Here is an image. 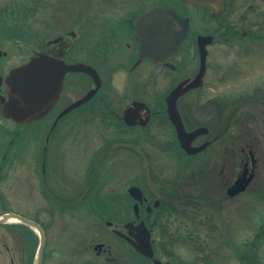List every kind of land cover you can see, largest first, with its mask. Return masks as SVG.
Returning a JSON list of instances; mask_svg holds the SVG:
<instances>
[{"label":"flooded vegetation","instance_id":"1","mask_svg":"<svg viewBox=\"0 0 264 264\" xmlns=\"http://www.w3.org/2000/svg\"><path fill=\"white\" fill-rule=\"evenodd\" d=\"M176 2L181 8L176 7ZM259 2L264 4L262 0H224L222 10L216 12L213 9L207 11L200 7H193L178 0H58L54 8V10H57V20L55 22L57 27L54 35L44 40L42 48L29 53L27 57L22 58L20 61H16L15 56L9 53V49L0 46V185L4 177H6L4 176L5 174H9L10 179L11 175L15 176L18 171L17 167H21L18 166V162H21L23 158L24 164H26L23 166L24 171L31 169L32 163L34 165L39 164L41 185L45 190V195H49L51 191L48 189L46 180V177H49L46 171V163L50 160L49 153L51 149L49 145L51 140L54 135L59 133L61 126L66 128L70 124H74L71 128L73 130V128H77L79 122H88L93 117L89 115L90 110L96 111L99 109L100 114L107 113L109 116L105 120L109 122L113 119V122L118 124L120 129L137 130L139 132L145 129L158 116H163V119L168 123L167 126L174 134V129L166 115L165 97L179 83L185 80L191 82L198 75L201 60L197 38L203 36L210 37L211 42L205 48V69L202 74L201 85L188 90L186 94L179 97L176 107L187 132L200 127H205L209 131L205 136L197 137L192 142V146H199L208 141L210 143L204 151L193 156H186L179 151L182 153L179 158L180 161L183 160L187 164L194 163L197 159L201 161L204 158L207 160V164L210 163L212 167L218 166L220 160L221 173L219 175L217 168H214L215 170L210 168L207 172L203 169L202 171H192L191 178L185 185V188H188L191 192L179 195L172 191V188L175 189L176 187L170 186V191L166 193L168 195L167 200L177 201L183 198L186 200V202H183L184 205L199 207L198 202L205 204L204 198L208 194L209 196L212 194L219 197L220 192L227 199H232L227 197V189L245 169L247 176L253 169L254 178L247 188L249 189L257 176L258 168V160L256 153L252 150V146L244 145L242 147L239 144L238 147H235L228 144L225 147L223 145L225 141L223 140L220 144L221 151H219V134L222 135V133H219V101L195 99L185 103L184 97L201 91L207 85L210 72V47H218L219 51V45H222L234 49L237 53L241 52L244 56H248L251 50L259 46L264 47V34H260V32H264V23L259 20L255 25L249 19L250 14L261 12ZM236 6L239 7L236 9ZM157 8L174 9L181 17L188 18L189 23L188 35L177 53L161 63H156L148 57L140 56V36L136 28L139 18L144 13ZM187 8L205 14L210 23H214V27L210 29L203 23L200 24V27H193L192 19L187 14ZM239 8L242 11L238 10ZM222 17H227L229 20H225L228 22H223ZM194 28H197L196 31H194ZM253 28H256L257 31H253ZM40 52L56 59L58 58L67 65L87 66L94 73L67 72L59 97L51 110L38 120L17 123L2 114L3 100H7L3 78L12 67L26 62L31 56ZM157 69L162 70L164 76V73H167L171 78L172 84L169 85L161 98L150 102L144 100L141 96L144 92L145 83L154 78L158 80L160 75ZM260 87L253 89L250 96L238 99L237 106L253 107V105L262 103L264 107V90ZM87 96H90L88 100L60 116L69 106ZM112 102L121 104L119 115L109 109ZM133 102H142L149 110V119L144 127L127 126L122 121V111ZM80 111L88 113V115L79 116ZM184 114L188 116L202 115L207 118L206 120H208V115L210 114L211 121H216V125L213 124L214 128L212 126L196 125L194 128L189 129L185 125L186 117ZM229 121H233V119ZM203 137L205 139L201 140ZM238 137L240 135H236V138L234 136L233 139L237 140L239 139ZM42 138L43 143L40 155L36 154L33 161L32 146L36 143V140L38 141L37 144H39ZM22 144H24V147H20ZM210 147L212 149L208 150ZM207 150L208 152L212 150L213 153L209 157L207 156ZM126 156L130 160L126 159ZM117 157H119V160H116ZM114 160L118 162V164L114 162V166H120L118 171L122 172L121 174L135 172V175H137L129 181L126 195L120 196L117 193H111L103 198L97 193L96 196V190L90 188L91 183L97 182L100 184L102 181H94L92 179L95 173L94 168H96L97 164H103L104 161L109 163ZM141 161L142 158L139 153L131 149L121 147L114 149L105 148L98 153H94L92 164L87 167L89 179L85 182L80 179L75 181L74 189L72 190L73 198L63 201L64 198L50 195V199L64 211L53 212L47 209L31 211L26 203H22L23 211L10 212L7 210L9 213L37 225L42 232L44 242L38 258V249L41 242L40 232L34 227L13 220L6 224L10 225L9 235L12 239L10 245H2L0 249V253L3 254L0 264H154L153 259L137 253L132 244L123 237L131 236L130 239L136 242V238L132 237V235H137V230L134 228L128 229L125 226L127 223H132L133 226H136L140 222L149 231L154 258L162 261V264H172V261H163L156 255L153 239L154 226L160 223L157 217H161L160 214L162 213L160 212L161 210L157 209L162 203L166 206L167 201L164 202L154 195L151 197L145 191L143 186L145 170L141 168ZM233 161V165L238 166V169L237 171L234 170L226 178L222 175L225 166ZM202 167L205 169L207 166L203 165ZM114 169L116 170V168ZM121 174H116V177H121ZM203 177H208V180L201 184ZM194 180H200V182L194 183ZM81 183H85L83 191L80 190ZM109 183H115V181L112 179L108 182H103L104 186ZM131 187H137L141 190V203H137L129 197L128 190ZM196 191L197 193L195 194ZM16 193L18 192L15 191ZM123 197L124 199L122 200ZM23 199L28 201L25 198ZM0 201H2L1 197ZM129 202H131L132 215L128 220L126 211H128L127 204ZM135 204H137L138 216H135L133 212ZM162 211L176 214V216L181 215L173 207H170L168 203L167 207L162 209ZM106 215L110 219L119 221L104 222L105 227L109 229V231L106 229L105 231L110 238L118 241V243L113 242L115 248L103 241L102 232L99 233L100 231H97L99 230L97 229L98 226L96 228L94 224V221L99 219V216ZM63 216H67L70 219V227L63 226ZM95 230L100 237L95 238L96 240L92 242L89 234ZM162 231L164 232L165 229L162 228ZM117 232H120L123 236H119ZM103 236L105 238V235Z\"/></svg>","mask_w":264,"mask_h":264},{"label":"rangeland","instance_id":"2","mask_svg":"<svg viewBox=\"0 0 264 264\" xmlns=\"http://www.w3.org/2000/svg\"><path fill=\"white\" fill-rule=\"evenodd\" d=\"M57 3L58 0H0V46L9 49V53L15 56L16 61L42 48L44 40L52 37L57 27L55 23L57 10H54ZM175 5L181 8L177 2ZM259 5L261 12L249 15V19L255 25L259 20L264 23V4L259 2ZM238 10L242 11L241 8ZM187 14L192 19L193 27H200L202 23L210 29L214 27V23H210L205 14L200 11L187 8ZM225 19L229 20L224 17L223 22H228ZM194 29L196 31L197 28ZM253 29L257 31L256 28ZM263 49V46H259L251 50L248 56H244L241 52L237 53L234 49L222 45H219V51L218 47H210V72L207 85L201 91L184 97L185 103L195 99L219 101V133H222V135L219 134V151H221L220 144L223 140L225 147L228 144L235 147L239 144L242 147L252 146L258 160L257 176L245 193L232 199H227L220 192L219 197L208 194L204 198L205 204L198 202L199 207L184 205L183 202L186 200L183 198L177 201L167 200L166 193L170 191V186H175L176 188H172V191L179 195L191 192L185 188V185L189 182L192 171L203 169L207 172L210 168H217L220 175V160L215 167H212L210 163L207 164L204 158L201 161L197 159L196 162L190 163L191 165L183 160L180 161L179 154L182 153L177 149L174 134L163 116H158L139 132L120 129L113 119L109 122L105 120L109 116L107 113L100 114L97 109L90 110L89 115L93 117L88 122H79L77 128L73 130L71 128L74 124L66 128L61 126L59 133L51 140L50 160L46 163L49 176L46 180L48 189L51 191L49 195H45L41 185L39 164L32 163L31 169L24 171L23 166L26 164L22 158L21 162H18V166L21 167H17L18 171L14 177L11 175L10 179L9 174L4 175L6 177L0 185L2 199L0 214L7 210L23 211L22 207L25 203L31 211L41 209L53 212L64 211L50 199V195L64 198L63 201L73 198L72 190L75 181L80 179L85 182L89 179L87 167L92 164L94 153L105 148L121 147L139 153L142 158L141 168L145 170L143 175L145 191L151 197L154 195L164 202L167 201L166 204L168 203L181 214L176 216L161 210V217H157L161 224L154 226L153 239L155 253L160 259L172 261V264H264V107L262 103L253 107L237 106V100L251 95L253 89L261 86L260 88L264 90ZM158 73L160 75L158 80L154 78L144 84V92L141 96L144 100L150 102L158 100L172 84L167 73H164L165 76L162 70H158ZM110 105L109 109L119 115L121 104L112 102ZM78 115L86 116L88 113L80 111ZM184 116L186 117L185 125L189 129L196 125L214 128L213 124L216 122L211 121L210 114L208 120L202 115L184 114ZM232 119L233 121H229ZM231 123H234L233 127H229ZM235 134L241 135L239 139H233L234 136L236 138ZM204 139L205 137L201 138V140ZM37 142L36 140L32 146L33 161L36 154L40 155L43 138L39 144ZM20 147H24V144ZM211 147L208 150L212 149ZM212 154L211 150L207 156ZM126 159L130 160L128 156ZM116 160H119V157ZM116 160L109 163L104 161L103 164H97L94 168L95 173L92 179L102 181L100 184L91 183L90 188L96 190V196L97 193L103 198L111 193L126 195L129 181L137 174L135 175V172L121 174L122 172L118 171L120 166H114L115 163L118 164ZM233 164L234 161L225 166L222 175L226 178L234 170L237 171L238 166ZM203 165L207 167L204 169ZM119 173L121 177H116ZM112 179L115 183L104 186L103 182ZM202 179L201 184H204L208 177ZM196 182L200 180H194V183ZM80 185L82 186L80 190L83 191L85 183ZM15 191L18 193L15 194ZM127 207L126 217L129 220L132 215L131 202L127 204ZM105 221H119L110 219L107 215L99 216V219L94 221L96 228L98 226L97 229H99L97 231L102 232L103 241L115 248L113 242L118 243V241L110 238L105 231V229L109 231L104 225ZM70 222L67 216H63L64 227H70ZM9 228L10 225L0 226V249L2 245L11 244ZM162 228L165 229L164 232ZM89 236L92 242L100 237L96 230L91 231ZM246 253L251 254V259L244 263L240 258ZM0 259H3L1 253Z\"/></svg>","mask_w":264,"mask_h":264},{"label":"water","instance_id":"3","mask_svg":"<svg viewBox=\"0 0 264 264\" xmlns=\"http://www.w3.org/2000/svg\"><path fill=\"white\" fill-rule=\"evenodd\" d=\"M194 7H203L206 10L213 9L216 12L221 11L223 0H180ZM137 32L140 36V56L148 57L156 63L175 55L182 41L188 33V19L180 17L173 9L157 8L144 13L138 20ZM211 42L210 37L197 38V45L200 54L201 66L198 75L189 82L185 80L173 88L165 97L166 115L173 126L176 138L180 148L187 155H194L207 147L206 142L198 147H192L191 142L200 135L208 133L206 128H198L192 132H186L176 108L179 97L188 90L201 85V78L205 68V45ZM81 71L88 74L94 73L93 70L83 65H67L60 59H55L44 53H37L29 60L19 66H14L3 78L4 90L8 95L7 101L3 100L2 114L11 118L17 123L27 122L33 119L43 117L55 104L62 88L63 79L67 72ZM87 96L80 101L72 104L65 109L60 116L69 110L80 105ZM149 119V110L141 102H133L123 110L122 120L128 126H145ZM244 170L242 175L235 180L233 185L228 188L227 195L234 197L243 192L253 178V172L246 177ZM129 195L136 201H142V194L138 188L131 187L128 190ZM155 206H157L155 204ZM134 212L137 215V205H134ZM19 221L25 225L38 229L41 235V242L38 249V258L43 246V235L41 230L33 222L25 220L14 214H4L0 216V225L8 221ZM126 228H134L137 235L133 242L129 237L126 238L141 255L147 258H153L151 249L150 235L144 224L140 222L136 226L128 223ZM39 261V259H38ZM154 264H161L158 260H153Z\"/></svg>","mask_w":264,"mask_h":264},{"label":"trees","instance_id":"4","mask_svg":"<svg viewBox=\"0 0 264 264\" xmlns=\"http://www.w3.org/2000/svg\"><path fill=\"white\" fill-rule=\"evenodd\" d=\"M233 126H234V123L229 124V127H233ZM250 252H252V251H250ZM248 255H249V258H248ZM252 255H254V254H252ZM249 259H251V254H247V253L244 255H241V258H240L241 261H247Z\"/></svg>","mask_w":264,"mask_h":264}]
</instances>
